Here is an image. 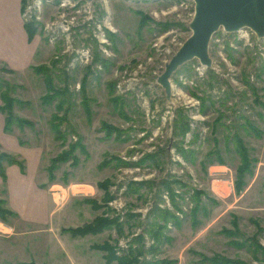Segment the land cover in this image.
Instances as JSON below:
<instances>
[{
    "label": "rangeland",
    "instance_id": "rangeland-1",
    "mask_svg": "<svg viewBox=\"0 0 264 264\" xmlns=\"http://www.w3.org/2000/svg\"><path fill=\"white\" fill-rule=\"evenodd\" d=\"M20 6L35 49L23 69L0 60V106L20 121L3 131L18 151L0 152L22 171L0 164L25 178L10 172L11 205L44 215L20 220L1 181L15 215L0 218V261L264 264V38L218 29L210 66H178L166 96L156 78L190 35L192 0ZM55 186L66 188L58 205Z\"/></svg>",
    "mask_w": 264,
    "mask_h": 264
},
{
    "label": "water",
    "instance_id": "water-1",
    "mask_svg": "<svg viewBox=\"0 0 264 264\" xmlns=\"http://www.w3.org/2000/svg\"><path fill=\"white\" fill-rule=\"evenodd\" d=\"M193 14L188 23L190 35L164 64L156 82L169 94L168 78L181 64L191 59L210 66L207 45L218 30L234 33L249 29L258 38H264V0H192Z\"/></svg>",
    "mask_w": 264,
    "mask_h": 264
},
{
    "label": "crops",
    "instance_id": "crops-1",
    "mask_svg": "<svg viewBox=\"0 0 264 264\" xmlns=\"http://www.w3.org/2000/svg\"><path fill=\"white\" fill-rule=\"evenodd\" d=\"M6 4L4 5L3 9L5 8L8 12L7 17H10V23H8L9 27L6 28L3 26V23L1 22L3 18V10L0 12V36H2V39L0 40V55H4L3 53L7 54V59L9 62L4 60L0 56V60L4 61L5 64L9 65L10 68H13L15 70L23 69L27 67V65L31 62L33 52L35 49V46L31 45V42L27 41L26 33L23 29V22L21 20V6H20V0H5ZM12 34V35H10ZM4 37V39H3ZM4 42H3V41ZM6 61V62H5ZM3 120L0 118V145L3 146L5 150L8 152H17L18 150H15L17 148L16 143L13 141H10V139L7 140V145L9 147L4 146V141L8 138L3 133L2 124ZM15 145V146H14ZM18 168L16 166H7L5 167V186H6V192H7V206L16 212L18 214L20 220H33V222L39 223L44 215V211L40 212L42 213L41 217L39 215H36V210L29 209L27 207H24L22 211H19L17 206L11 205V201L9 199V174L10 172L14 173L16 171L17 173ZM20 180H23V176L17 173ZM23 178V179H22ZM34 181H30V185L34 190V193L37 195L39 193V189L36 186L35 183H32ZM1 184V179H0ZM0 264H18L13 261L11 262H5L0 261Z\"/></svg>",
    "mask_w": 264,
    "mask_h": 264
},
{
    "label": "trees",
    "instance_id": "trees-1",
    "mask_svg": "<svg viewBox=\"0 0 264 264\" xmlns=\"http://www.w3.org/2000/svg\"><path fill=\"white\" fill-rule=\"evenodd\" d=\"M23 29H24V31L26 33L27 41H29L31 39L32 35L34 34L35 25H33V23L30 24V23H27V22H23ZM31 68L34 71L35 70L37 71V70H39L40 66L31 67ZM43 73H44V76H43L44 83H45V85H49L50 81H51V79L49 77V74L46 73V70H44ZM48 88H50V91L63 93V90H61V89L54 90V88L52 89V87H50V86ZM0 99H1V102H2L3 106H6L8 108L9 99L6 98L4 95H0ZM3 106H0V112L4 114V117H3V131L4 132H9L10 131L9 126L12 123V121L18 123L19 119H16L15 117H13L9 110L4 111ZM186 129H187V127H186L185 121H181L180 125H179V131L178 132L179 133H183ZM240 156L242 158V155H240ZM2 159L8 164L16 162L15 164L18 166L19 170L22 171V166L19 163H17L18 161L15 160L13 157H11V155H8L6 153L4 154V153L0 152V160H2ZM0 179H1L2 183L5 182V174H4V170H3L1 164H0ZM47 180H51L49 169H47ZM1 203L2 202L0 201V218L2 220H4L3 218H5L4 217L5 215H11V216L15 215V213L12 212L11 210H9L8 208L2 207ZM25 264H33V263L29 262V263H25Z\"/></svg>",
    "mask_w": 264,
    "mask_h": 264
},
{
    "label": "built area",
    "instance_id": "built-area-1",
    "mask_svg": "<svg viewBox=\"0 0 264 264\" xmlns=\"http://www.w3.org/2000/svg\"><path fill=\"white\" fill-rule=\"evenodd\" d=\"M36 1H39V0H36ZM64 190H66V188H62L61 186H55L54 189H50V196H51V200L54 203V205H58V203H60L63 200V198L66 195V192H64ZM70 194L72 195L76 194V191L74 190L73 193L70 191Z\"/></svg>",
    "mask_w": 264,
    "mask_h": 264
},
{
    "label": "bare ground",
    "instance_id": "bare-ground-1",
    "mask_svg": "<svg viewBox=\"0 0 264 264\" xmlns=\"http://www.w3.org/2000/svg\"><path fill=\"white\" fill-rule=\"evenodd\" d=\"M74 191V190H73Z\"/></svg>",
    "mask_w": 264,
    "mask_h": 264
}]
</instances>
